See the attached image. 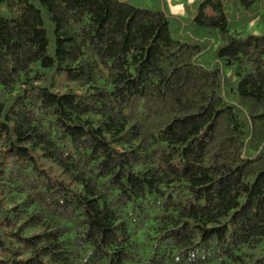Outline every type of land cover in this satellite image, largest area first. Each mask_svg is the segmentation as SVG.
Listing matches in <instances>:
<instances>
[{"label": "trees", "instance_id": "16d2710c", "mask_svg": "<svg viewBox=\"0 0 264 264\" xmlns=\"http://www.w3.org/2000/svg\"><path fill=\"white\" fill-rule=\"evenodd\" d=\"M0 264H264V0H0Z\"/></svg>", "mask_w": 264, "mask_h": 264}, {"label": "rangeland", "instance_id": "374dc122", "mask_svg": "<svg viewBox=\"0 0 264 264\" xmlns=\"http://www.w3.org/2000/svg\"><path fill=\"white\" fill-rule=\"evenodd\" d=\"M168 10L173 14L184 15L186 6L195 2V0H165Z\"/></svg>", "mask_w": 264, "mask_h": 264}]
</instances>
